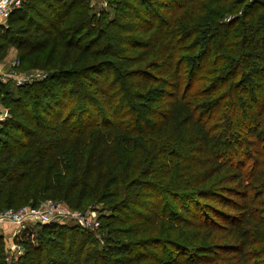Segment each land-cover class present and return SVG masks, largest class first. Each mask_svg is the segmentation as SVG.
<instances>
[{
    "label": "trees",
    "instance_id": "trees-1",
    "mask_svg": "<svg viewBox=\"0 0 264 264\" xmlns=\"http://www.w3.org/2000/svg\"><path fill=\"white\" fill-rule=\"evenodd\" d=\"M93 1L0 28V61L46 75L0 82V213L102 204L105 244L37 225L0 264H264V0Z\"/></svg>",
    "mask_w": 264,
    "mask_h": 264
},
{
    "label": "built area",
    "instance_id": "built-area-1",
    "mask_svg": "<svg viewBox=\"0 0 264 264\" xmlns=\"http://www.w3.org/2000/svg\"><path fill=\"white\" fill-rule=\"evenodd\" d=\"M23 3L24 0H0V28L6 26L13 11L20 9ZM38 74L41 75V78L37 77L33 80L32 78H25L23 84L25 85L43 80L46 76L42 72H38ZM19 84H22V82L19 81ZM9 116V109L0 103V123L5 122ZM53 222H71L86 230H94L100 227L98 218L95 220L94 216H91L89 213H77L63 202H56L53 200L43 201L37 208L26 206L19 210L7 209L0 213V228L8 224L14 226L17 238L23 233H26V236H31L34 227L37 225H48ZM16 241H18V239H13L11 244L7 247L9 260L10 258H18L24 254V248Z\"/></svg>",
    "mask_w": 264,
    "mask_h": 264
},
{
    "label": "rangeland",
    "instance_id": "rangeland-1",
    "mask_svg": "<svg viewBox=\"0 0 264 264\" xmlns=\"http://www.w3.org/2000/svg\"><path fill=\"white\" fill-rule=\"evenodd\" d=\"M93 5L98 10H105L108 13H110V17H113V5L109 3V0H94ZM234 18L232 14H229L227 16V19ZM38 74V72L32 71V70H24L23 68L20 69V62L19 57L17 55V52L14 48H11L8 52V56L3 60L0 61V81H3V85L10 86L14 91L17 87L24 86V79L25 78H41V75ZM19 81L22 82V84H19ZM0 103L3 105V103L0 101ZM4 106V105H3ZM6 107V106H5ZM65 204V203H64ZM102 204H90L89 206L84 207L80 211H76L77 213L81 214H87L89 213L91 216H94V219H99L101 212H102ZM71 209V208H70ZM73 210V209H71ZM75 211V210H74ZM71 223V222H70ZM93 231L95 234L96 242H98V246L102 247L105 244V237L106 232L101 231L100 227L98 229L90 230ZM23 234L19 235V238L16 237L15 232L12 237V241L19 239H22ZM7 240V239H6ZM11 242H9V245ZM11 259V258H10Z\"/></svg>",
    "mask_w": 264,
    "mask_h": 264
},
{
    "label": "crops",
    "instance_id": "crops-1",
    "mask_svg": "<svg viewBox=\"0 0 264 264\" xmlns=\"http://www.w3.org/2000/svg\"><path fill=\"white\" fill-rule=\"evenodd\" d=\"M15 232V227L12 225H5L2 228H0V235H3L7 240V247L9 246V242L12 241V237L14 235Z\"/></svg>",
    "mask_w": 264,
    "mask_h": 264
}]
</instances>
